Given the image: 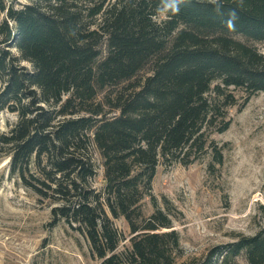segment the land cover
I'll return each instance as SVG.
<instances>
[{"label": "trees", "instance_id": "trees-1", "mask_svg": "<svg viewBox=\"0 0 264 264\" xmlns=\"http://www.w3.org/2000/svg\"><path fill=\"white\" fill-rule=\"evenodd\" d=\"M29 1L17 8L0 0V113L18 118L0 133L10 176L40 203L52 201L55 224L83 235L100 264H178L182 213L154 195L157 169L191 165L209 150L223 162L212 136L232 124L233 90L246 103L264 91L256 46L264 43V0H222L219 11L210 0H186L166 15L162 0L104 1L87 15L79 0ZM96 150L102 189L93 185ZM121 218L129 235L115 224ZM242 256L264 264V227L214 247L199 264Z\"/></svg>", "mask_w": 264, "mask_h": 264}, {"label": "rangeland", "instance_id": "rangeland-1", "mask_svg": "<svg viewBox=\"0 0 264 264\" xmlns=\"http://www.w3.org/2000/svg\"><path fill=\"white\" fill-rule=\"evenodd\" d=\"M79 1L87 15L90 7L104 1L112 5L117 0ZM29 2L9 0L17 8ZM85 19L90 23L100 16ZM256 46L264 50V43ZM24 65L31 68L28 63ZM150 69L147 67L140 76L148 75ZM233 91L239 105L229 110L232 124L226 132L212 136L225 156L223 162H215L209 150L191 165L176 162L171 166L160 164L157 169L154 195L163 208L167 199L182 213L174 222L183 247L178 264H199L214 247L232 243L240 236L255 235L264 227V91L247 103L244 91ZM17 120L14 113H0V133L9 131ZM94 154L98 172L93 185L102 189L106 182L103 160L97 150ZM10 162V155L1 154L0 264H100L83 235L65 221L55 224L52 201L40 203L31 190L10 176ZM144 205L146 214H151V199H146ZM115 224L129 235L130 228L123 218ZM129 246L130 241H123L121 250ZM238 263L248 264L243 256Z\"/></svg>", "mask_w": 264, "mask_h": 264}, {"label": "clouds", "instance_id": "clouds-1", "mask_svg": "<svg viewBox=\"0 0 264 264\" xmlns=\"http://www.w3.org/2000/svg\"><path fill=\"white\" fill-rule=\"evenodd\" d=\"M186 0H162V7L158 9V12L162 14H178L180 11V6L184 4ZM210 2L216 5L217 11L220 10L222 0H210ZM240 4L243 3V0H239ZM230 19L228 20V26L233 27L234 21L236 19V13L233 11L230 13Z\"/></svg>", "mask_w": 264, "mask_h": 264}]
</instances>
